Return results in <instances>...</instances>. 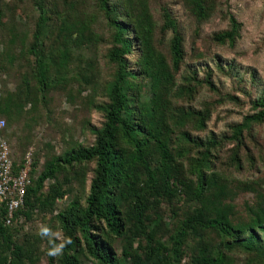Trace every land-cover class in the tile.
<instances>
[{
    "label": "trees",
    "instance_id": "16d2710c",
    "mask_svg": "<svg viewBox=\"0 0 264 264\" xmlns=\"http://www.w3.org/2000/svg\"><path fill=\"white\" fill-rule=\"evenodd\" d=\"M32 3L37 18L30 42L7 29L0 52L1 74L20 60L28 67L12 92H0V118L5 120L0 119V137L12 121L40 117L37 107L46 105L50 92H60L71 102L72 92L78 98L88 87L90 95L81 97L82 103L99 111L102 122L88 126L93 135L88 146L74 141L58 154L30 155V183L12 221L48 215L55 223L51 229L62 239L27 233L20 237L4 224L1 202L0 264H37L41 257L46 264H82V259L91 264H233L234 250L264 264V191L254 180L232 187L210 160L223 142H232L230 162L238 168L242 133L264 121V96L251 103L254 113L231 126L227 136L192 135L205 128L209 109L177 103L194 87L187 83L175 88L183 53L181 37L166 12L162 19L163 29L171 32L168 59L154 46V22L146 0H116L115 5L97 0L111 30L105 59L114 67L110 79L99 83L95 58L83 57L84 52L95 53L99 39L87 21L73 14L75 4L69 3L49 31L42 0ZM183 4L198 22L210 14L209 0ZM238 36L239 24L228 16V29L212 40L232 46ZM133 53L131 66L128 57ZM24 155L20 148L10 159L13 174L22 167ZM86 165L92 167L84 191L87 179L80 169ZM238 193H251L253 199L243 204L241 214L233 204ZM64 198L66 205L55 212V202ZM66 238L71 243L58 256H50Z\"/></svg>",
    "mask_w": 264,
    "mask_h": 264
},
{
    "label": "rangeland",
    "instance_id": "374dc122",
    "mask_svg": "<svg viewBox=\"0 0 264 264\" xmlns=\"http://www.w3.org/2000/svg\"><path fill=\"white\" fill-rule=\"evenodd\" d=\"M32 2L33 0H0V52L7 39V29L24 34L26 44L30 42L37 18ZM115 2L116 0H109L110 4L115 5ZM42 3L47 19L45 28L49 31L55 28L58 15H63L68 10L69 3L75 4L73 14H78L87 21L92 33L99 39L95 53L92 50L90 54L84 52L83 57L95 58L99 83L110 79L114 67L106 61L105 55L111 47V30L97 0H42ZM146 4L154 22V46L166 59L169 58L167 42L171 32L163 29V11L174 22L181 37L183 59L175 74V88L187 86L188 83L194 90L189 97L178 99V105L209 109V120L205 128L191 131L192 135L207 137L213 134L218 138L227 136L231 126L240 123L244 116L254 113L251 103L264 96V0H209L210 14L202 22L195 20L183 0H146ZM228 16H232L239 24V36L232 46L226 43L220 45L212 40L214 34L228 29ZM28 59L31 62L32 58ZM128 59L132 66L135 54H131ZM18 62L13 70L0 73L1 94L12 92L19 84L20 74L28 69L24 62ZM87 88L78 98L75 96L76 92H72L74 99L71 102L66 101L60 92H50L46 95V105L42 107L40 104L37 107L36 112L40 117H23L17 122L9 123L4 138H0L8 145L10 159L16 158L20 148L25 153L24 157L29 155L30 158L33 152L38 156L43 152L58 154L74 141L90 145L93 135L88 126L98 127L102 122V115L82 103L81 97L90 95ZM96 100L100 101L101 98L97 97ZM242 135L243 144L237 152L240 162L238 168L233 167L230 162L234 147L232 142H223L214 151L210 159L212 168L224 176L232 187L238 181L254 180L264 191V121L251 124ZM67 141L69 144H66ZM45 144L51 149L46 148ZM190 155H194V152ZM41 161L42 158H39L37 171ZM91 167L92 165H86L85 170L80 169L87 179L84 191L87 189ZM73 186L78 188L76 184ZM252 200L251 193H238L233 200L237 214H241L244 203ZM66 203L67 198L57 200L55 212ZM162 209L169 216L164 205ZM48 218V215H34L29 221L18 218L8 227L15 229L19 236L23 233L42 236L40 230L47 227L52 233L58 234L51 237L60 241V233L51 229L55 227V223ZM231 256L233 264H261L253 255L240 250H234ZM81 262L91 264L85 259ZM37 264H46V260L41 257Z\"/></svg>",
    "mask_w": 264,
    "mask_h": 264
},
{
    "label": "built area",
    "instance_id": "2783aa9c",
    "mask_svg": "<svg viewBox=\"0 0 264 264\" xmlns=\"http://www.w3.org/2000/svg\"><path fill=\"white\" fill-rule=\"evenodd\" d=\"M4 123L0 120V129ZM30 166L29 155H26L22 167L16 174L12 173L8 145L0 138V203H4V224L9 226L14 211L22 206L26 187L29 185L28 170Z\"/></svg>",
    "mask_w": 264,
    "mask_h": 264
},
{
    "label": "clouds",
    "instance_id": "9594fccd",
    "mask_svg": "<svg viewBox=\"0 0 264 264\" xmlns=\"http://www.w3.org/2000/svg\"><path fill=\"white\" fill-rule=\"evenodd\" d=\"M40 234L41 235H45V236H50V235H58L55 233H52L51 230L47 227H43L40 230ZM71 243V239L70 238H66L64 243L60 244L59 246H55L51 249V251L49 252L50 256H58L59 254H61V251L63 249V247H65L67 244Z\"/></svg>",
    "mask_w": 264,
    "mask_h": 264
}]
</instances>
